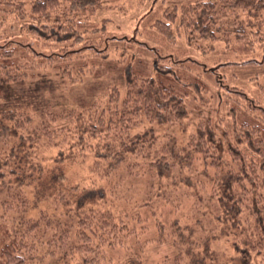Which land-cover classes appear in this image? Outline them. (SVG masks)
Segmentation results:
<instances>
[{"label": "trees", "instance_id": "1", "mask_svg": "<svg viewBox=\"0 0 264 264\" xmlns=\"http://www.w3.org/2000/svg\"><path fill=\"white\" fill-rule=\"evenodd\" d=\"M102 2L0 0V20L17 22L21 35L37 41L21 42L3 32L0 37V264H111L109 253L115 248L125 251L123 264H141L136 255L147 240L136 226L144 217L131 223L126 215L115 217L102 207L108 189L101 178L109 180L130 155L143 162L135 163L138 169L129 177L146 171L171 179L178 164L196 174L181 177L188 189L200 177L206 195L196 193L211 207L209 213L204 205L199 209L202 202L184 210L186 192L163 186L157 195V201L165 199L174 207L175 263L225 264L212 248L222 233L242 264H264V106L259 100L264 79L252 97L244 88L221 84L216 69L184 56L185 50L164 49L177 41L189 46L203 40L218 44L216 49L231 58L225 64L260 63L264 0L172 5L160 18L143 20L131 36H105L101 48L86 46ZM112 46L120 56L122 86L108 87L103 97L80 108L56 107L37 112L38 117L19 106V99L26 107L35 102L25 100L27 95L42 99L55 93L51 81H30L41 64L64 75L78 55L88 51L90 62L102 60ZM133 47L134 53L125 56V48ZM147 51L151 71L144 74L135 62ZM190 119L195 125L186 144L178 146L172 137L158 134L157 126ZM88 156L93 161L87 173L98 174L100 184L67 177L78 159L84 165ZM149 195L126 211L143 208L155 219Z\"/></svg>", "mask_w": 264, "mask_h": 264}, {"label": "rangeland", "instance_id": "2", "mask_svg": "<svg viewBox=\"0 0 264 264\" xmlns=\"http://www.w3.org/2000/svg\"><path fill=\"white\" fill-rule=\"evenodd\" d=\"M193 1L194 0H103L101 8L95 14L96 18H92L93 21H91V24L97 25L95 34L91 37L92 39H86V46L95 45L101 48L103 46L100 43L101 37L105 36H131L135 28L141 27L143 20L160 18L166 7L172 5L180 6ZM243 19L246 18L243 17ZM261 19L264 20V11L261 13ZM0 21H2V23H0L2 25L0 26V37L3 32V34H13L14 36L12 38L14 40L21 42L26 40L37 43L35 39H30L26 35L20 34L17 22L7 24L8 20ZM12 25L14 27H12ZM102 31L105 32L102 34ZM146 32L147 29L145 28L143 33ZM116 45L118 48H121L125 44H113V46ZM113 46L109 48L106 58L93 62L89 61V52H83L82 55L77 56V58H79L72 63L69 72L64 75H60L53 68L41 64L40 69L37 70L38 74L30 81H51L55 84V93L53 95L46 94L45 98L43 97L42 99L30 98L29 95H27L24 97L25 100L35 102L28 104V107H26L27 103L23 101V99H19L21 100V104L18 103L19 106L25 107L30 114L38 117L39 114L37 112H43L53 108L56 109V107H64L66 109L71 107L80 108L79 106H82L84 103L90 104L94 100L103 97L108 87L113 85L122 86L124 77L119 65L120 56L118 55L117 47L114 48ZM218 47L216 43L200 40L198 43H192L189 46L182 43V41H177L176 45L165 44L164 49L166 51H171L173 48L185 50L184 56L205 64L207 68L216 69L217 72L222 75L221 84L244 88L249 96L256 97L258 85L264 79V61L260 63L225 64L227 62L230 63L231 58L223 55L220 49H216ZM125 50L127 52L125 56H128V54L134 53L135 48H125ZM143 54L144 55L139 56L136 62H134L136 67L144 74H148L151 71V54L148 51ZM257 58L260 59L259 57ZM30 81L27 80L26 86H28ZM16 93L17 92H15V94ZM259 98L260 103L264 106V97ZM42 101H49V105L47 107L44 106ZM215 104H217V98L215 99ZM15 110H18V108ZM19 110L25 109L19 108ZM190 120L191 121L182 123L173 122L163 124L159 128L157 126L158 134L167 137V139L172 137L174 142H176L175 144L178 146L186 144L190 135L189 133L195 125V122L192 121V119ZM159 143L162 144V139H159ZM169 143L170 142H166L167 145ZM55 153L56 151L54 154ZM81 160L80 157L78 159V164L67 174V177L71 178L73 182H79L84 185H89L92 181L93 183L100 184L101 177L98 174L87 173V166L93 161L92 157H86L85 160L87 161H85L84 165H82L83 162H80ZM142 162L141 157L130 155L126 161L119 165L116 173L111 175L109 180L101 178L102 185H105L108 189V197L103 201L102 207L106 210H110L115 217L126 215L124 219L128 220V218H130L131 223L136 222L140 217H144L145 221H140V224L136 226L137 232L140 229L143 231V235L140 236L141 239L145 238L147 240L145 248L140 250L139 254L136 255V258L140 260L141 264H177L175 263V258L178 245L176 246L175 244L177 242L174 241V236L172 234V232L174 233V228L171 227V222L174 218V207L171 202L165 199L157 201V195L162 194L161 188L163 186L167 187L169 190L173 188L175 190L173 193L180 194L181 192H186L188 195L184 198L183 207L184 210L189 209L191 211L193 208H197V203L203 201L202 198H204L206 193H204L203 189L198 185L199 182L197 180L200 179V177L193 180L195 183L191 185L193 187L189 189L183 184L181 180L183 175L196 174L192 173L191 170L183 169L180 167V164H178V167L176 166L172 169V180H161V178L151 176L146 171L144 175H140L137 178L133 176L129 177L127 175L129 171L138 169L135 163L139 165L142 164ZM131 166L132 168H130ZM179 167L183 169L181 172H179ZM197 187H199V191ZM147 191L150 192L149 196L151 199L149 201L154 205V210L156 212L155 219L149 216L143 208L131 210L129 213L126 211V209L132 206L140 205L144 201H147L149 197L144 198V194ZM196 191L201 193L202 198L198 197L199 194L196 193ZM48 205L49 204H47V206ZM178 205L179 204H177V209L179 208ZM203 205L206 208L205 211L209 213L211 207L208 204H204V202L201 203L199 209L201 210L200 207H203ZM40 207L44 208L45 204L42 203ZM123 211H126V213H123ZM37 214V211L33 213L34 216ZM194 215L199 218V213ZM163 220L164 223L161 224ZM212 248L220 255V260H225V264H242L237 258L235 250L229 243V239L224 234L220 233V235L216 237L212 243ZM111 250L112 252L109 253V256H112L111 264H123L125 260V251L121 250V248Z\"/></svg>", "mask_w": 264, "mask_h": 264}]
</instances>
